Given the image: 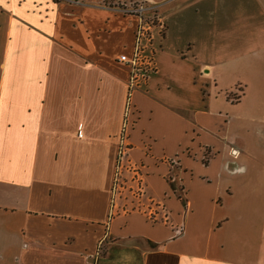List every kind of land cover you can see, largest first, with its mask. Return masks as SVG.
Instances as JSON below:
<instances>
[{
    "label": "crops",
    "instance_id": "0c3cea01",
    "mask_svg": "<svg viewBox=\"0 0 264 264\" xmlns=\"http://www.w3.org/2000/svg\"><path fill=\"white\" fill-rule=\"evenodd\" d=\"M117 1L0 0V264H264V34L242 19L251 5L139 0L165 24L156 72L130 96L128 155L166 214L152 221L112 206L129 75L117 59L138 24Z\"/></svg>",
    "mask_w": 264,
    "mask_h": 264
},
{
    "label": "rangeland",
    "instance_id": "374dc122",
    "mask_svg": "<svg viewBox=\"0 0 264 264\" xmlns=\"http://www.w3.org/2000/svg\"><path fill=\"white\" fill-rule=\"evenodd\" d=\"M242 1H245V2L247 1L251 5L249 11L240 12L243 16L242 19L251 20L252 25L248 26L247 30L249 29L252 30V28H259V31H260L259 34L260 35L264 34V0L261 1V3H257L258 0L257 2H255V0H242ZM227 2L230 3L229 0H227ZM138 3H141V5H143L144 7H147L145 15H146V18L150 20H152L155 17L153 13H156L155 15H158L161 12L159 9V6L155 4H150L146 1H139V0H118L114 4L111 3V5H114L113 8L115 9V11L121 13V9L122 8L125 9V6H129V7L131 6V8H133L135 7V5H138ZM124 15L126 16V14ZM184 16L186 17L187 14H184ZM225 16H222V17H225ZM227 16L231 17L230 14H228ZM232 17H237V15H233ZM202 18L203 19L201 18H196V19L197 20L201 19L207 22L208 19L214 18V15H211L210 13V16H205ZM258 24H259V27H258ZM228 27L229 26H227L226 28ZM218 29L222 34L227 33V29L223 27H219ZM243 35H244V38H246V35L245 34ZM159 51L160 49L158 48V52ZM130 111L131 113H133V115L129 117V120H131L132 122L131 126H133V124L136 122V118L134 119L135 110L133 109L131 105H130ZM124 113H125V107H124V112H123V122L126 119ZM129 132H130V129H128L127 134H129ZM121 136L122 135L120 132V135L118 137V149L121 148V145H119ZM125 143L127 144V146L126 145L122 146V148L123 147L126 148L127 151L125 150L126 154H124V156H120L122 159L117 157L118 152L116 154V168H115V177H114V186H113V191H114V199H113L114 201L113 202L114 203H112V206L115 205V203H118V210L122 213L142 211L143 213L147 214L152 221H155L154 213H157L159 214L157 220H163V218L166 217L164 208L162 206L160 207L159 204H154L149 201L145 202V197H143L144 192H142L141 191L142 189H140L141 187L140 184H142V188H143V179L145 177L144 167L142 166V163H137L135 161H132L131 158H129L128 150L130 148V145L128 144V138ZM207 158H209V156H207ZM166 163L173 165L175 163V160L169 159L166 161ZM118 166L120 167L117 170ZM116 178H118L120 182H117ZM141 178L142 180H138ZM178 190L181 192L179 188Z\"/></svg>",
    "mask_w": 264,
    "mask_h": 264
},
{
    "label": "built area",
    "instance_id": "2783aa9c",
    "mask_svg": "<svg viewBox=\"0 0 264 264\" xmlns=\"http://www.w3.org/2000/svg\"><path fill=\"white\" fill-rule=\"evenodd\" d=\"M146 9L147 7H144L141 3H138L133 8L125 6V9H121L123 15L135 16L138 19V24L134 32V43L131 54H122L117 59L118 63L126 66L129 71L124 113L126 119L122 123V136L119 141L121 148L117 149V157L120 159H122L120 156L126 154L127 149L122 148V146H127L125 143L128 138L127 131L132 127V122L129 120V117L133 115L130 111V96L134 91L144 88L150 75L156 72L155 55L158 51L156 42L162 39V35L165 32V24L159 14L155 15L156 13H153L155 17L150 20L146 18ZM120 166L117 167V170ZM138 180H142V178ZM116 181L120 182L118 178H116ZM140 186L143 192L142 184Z\"/></svg>",
    "mask_w": 264,
    "mask_h": 264
}]
</instances>
